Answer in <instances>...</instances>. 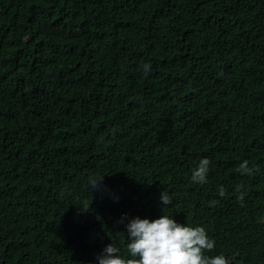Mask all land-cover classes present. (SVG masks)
<instances>
[{
  "label": "trees",
  "instance_id": "obj_1",
  "mask_svg": "<svg viewBox=\"0 0 264 264\" xmlns=\"http://www.w3.org/2000/svg\"><path fill=\"white\" fill-rule=\"evenodd\" d=\"M254 25L264 0H0V264H99L131 218L164 214V191L165 214L216 241L208 255L264 264Z\"/></svg>",
  "mask_w": 264,
  "mask_h": 264
},
{
  "label": "clouds",
  "instance_id": "obj_2",
  "mask_svg": "<svg viewBox=\"0 0 264 264\" xmlns=\"http://www.w3.org/2000/svg\"><path fill=\"white\" fill-rule=\"evenodd\" d=\"M264 30V25H254L249 30V44ZM253 49V48H252ZM149 65H144L145 73ZM134 74V73H133ZM132 74V75H133ZM144 75V71L142 70ZM211 161L203 158L198 165L192 169L191 182L204 185L208 182ZM241 175H253L258 168L249 167V161L244 160L236 169ZM104 177H89L88 186L93 189L100 187ZM237 191H240L237 189ZM61 192V196H63ZM221 198L227 195L226 188L221 185L218 188ZM162 204L165 205L163 212L158 219L149 220L140 217L131 218L126 224L127 243L124 252L117 244H110L105 247L104 252L97 257L99 264H230L224 254L208 255L216 248V241L209 236L204 226L197 224L190 226L178 223L174 216L165 214L168 205H172L173 199L168 191L161 194ZM244 198L241 192L238 199L242 202ZM219 203L218 200L210 202L211 206ZM127 217H123V223ZM125 237L124 233L118 234Z\"/></svg>",
  "mask_w": 264,
  "mask_h": 264
}]
</instances>
